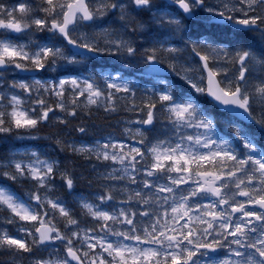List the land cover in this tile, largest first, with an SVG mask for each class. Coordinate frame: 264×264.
Listing matches in <instances>:
<instances>
[{
	"label": "snow or ice",
	"instance_id": "obj_1",
	"mask_svg": "<svg viewBox=\"0 0 264 264\" xmlns=\"http://www.w3.org/2000/svg\"><path fill=\"white\" fill-rule=\"evenodd\" d=\"M0 264H264V0H0Z\"/></svg>",
	"mask_w": 264,
	"mask_h": 264
}]
</instances>
